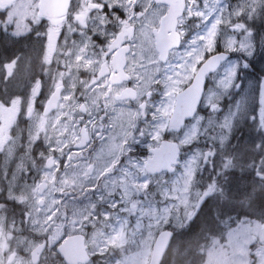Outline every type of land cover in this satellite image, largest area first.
Instances as JSON below:
<instances>
[{
	"label": "flooded vegetation",
	"instance_id": "flooded-vegetation-1",
	"mask_svg": "<svg viewBox=\"0 0 264 264\" xmlns=\"http://www.w3.org/2000/svg\"><path fill=\"white\" fill-rule=\"evenodd\" d=\"M34 1L20 10L13 9L17 1L0 4L11 18L0 27L4 264H124V253L141 247L148 224L164 216L165 223L151 228L150 262L159 235L171 231V247L207 198L220 199L243 178L264 185V157L248 177H237L234 163L244 134L264 132V109L256 103L264 107V71L252 62L254 72L239 70L237 89L208 101L219 88L221 69L238 58L221 50L219 17L222 1L230 6L237 0H70L56 17L43 15ZM247 4L256 5L252 19L243 20L257 38L252 56L264 58L258 40L264 41V5ZM205 41L211 51L200 50ZM220 55L227 58L193 85L203 64ZM252 80L259 82L256 102L244 104L236 117ZM191 87V103L199 93L198 105L177 125L176 108L188 102L180 93ZM229 107L240 123L234 121L231 136L222 141L218 124ZM214 110L218 124L205 128ZM198 118L203 132L184 143ZM168 141L179 149L171 172ZM185 164L198 205L174 228L168 226V183ZM260 224L264 228V212Z\"/></svg>",
	"mask_w": 264,
	"mask_h": 264
},
{
	"label": "rangeland",
	"instance_id": "rangeland-1",
	"mask_svg": "<svg viewBox=\"0 0 264 264\" xmlns=\"http://www.w3.org/2000/svg\"><path fill=\"white\" fill-rule=\"evenodd\" d=\"M250 0H237L232 2L230 6L224 4L223 1L220 4L219 17L221 24V50L228 52L238 53L234 58L230 60L224 68L221 69L220 82L218 83V90L215 93H210L208 96V101L211 103L213 99L217 97L222 99L233 87L238 88V83L236 84V76H238L239 70L248 72L251 68L254 72V68L251 63L254 62L258 66V70L264 71V58H255L252 56L254 51L255 43L253 39H257L252 36V29L246 27L243 22L244 19L251 20L253 16V10L256 7L250 6L248 3ZM258 2L257 6L264 5V0H253ZM36 3L33 0H22L16 3L13 7L14 10H20L25 4ZM253 8L252 11H249ZM249 11V12H248ZM6 10L0 7V27H5L7 21L11 18H7ZM19 19H23V15L20 12L17 13ZM216 20V15H215ZM231 28H235V32L231 31ZM258 40L264 42L261 38ZM206 42V41H205ZM201 45L202 52L205 51V47L211 51L210 42H206ZM264 45V44H263ZM196 49H194L195 51ZM240 54V55H239ZM200 58V57H197ZM259 59V60H256ZM258 61V62H256ZM253 63V64H254ZM259 63V64H258ZM185 66H191L189 63H183ZM248 82V81H247ZM246 82V84H247ZM259 82H249L246 88L243 90L244 97L242 98L245 102L241 105L238 103L236 106V117H239L243 112L244 104H255L254 89L255 85ZM245 86V85H244ZM259 103L260 112L264 107ZM210 109H216L215 106H210ZM213 114L205 123V128L214 127L217 125V112L214 110ZM221 121L218 124L220 127V138L223 141L228 139L234 129V121L239 125V121L233 119L234 114L231 112L229 107L226 111H222ZM202 118H198L186 131L185 135L182 137L184 143L193 141L198 137L202 130ZM264 122H262L263 124ZM214 139V137H213ZM223 144V142H221ZM199 154L193 161L195 165L198 164ZM182 172L176 175L168 183V226L174 228H180L184 225L188 219L189 214L194 211L198 205L199 194L196 190H193L192 184V173L190 172V166L184 165ZM214 190V187L213 189ZM167 217V216H166ZM162 219V221H160ZM166 218L158 217L156 220L153 218L151 225L148 224V233L140 238V246L136 250H129L123 255L124 264H149L150 251L147 249L148 239L151 237V228H157V226L162 222L165 223ZM224 225V223H223ZM143 228V225L141 226ZM224 233L223 240L218 238L212 239L207 247L201 246L199 248L200 254L204 255V261L202 264H248V256L254 259V264H264V248L260 247V244H264V228L262 224L254 220H241L235 224L232 228H227ZM1 238V236H0ZM2 240H0V250L2 249ZM0 251V264H4V257H1ZM16 264H24L22 262H17Z\"/></svg>",
	"mask_w": 264,
	"mask_h": 264
},
{
	"label": "trees",
	"instance_id": "trees-1",
	"mask_svg": "<svg viewBox=\"0 0 264 264\" xmlns=\"http://www.w3.org/2000/svg\"><path fill=\"white\" fill-rule=\"evenodd\" d=\"M243 137L244 142L238 145L240 151L234 161L237 177L252 175L264 157L263 131L255 133L253 130L252 134H244ZM240 182L226 187L220 199L211 196L203 202L197 214L177 231L161 264H202L204 255L200 254L199 248L205 247L212 238L222 241L226 225L232 228L241 220L262 221L264 185L249 183L245 178Z\"/></svg>",
	"mask_w": 264,
	"mask_h": 264
},
{
	"label": "water",
	"instance_id": "water-1",
	"mask_svg": "<svg viewBox=\"0 0 264 264\" xmlns=\"http://www.w3.org/2000/svg\"><path fill=\"white\" fill-rule=\"evenodd\" d=\"M10 1L12 0H0V3H8ZM69 2L70 0H39L38 2L39 12H41L43 15L48 16V17H56V16L63 14L66 11V8L68 7ZM230 30L234 31V29H230ZM226 58H227L226 55L210 57L200 68L196 76V79H195L196 82L193 85H195L196 83L198 84L200 83L201 81L200 77L205 72L214 70L215 66L218 64L216 63L218 62V60L222 62ZM192 88L194 87H191L188 90L180 93V96L182 99L188 98V102L187 104L176 108L178 112L173 117V123H176L177 125H182L185 119L191 118L194 110L196 109L198 105V104L196 105V102L197 100H199V93L197 95L196 102H194L193 104L191 103L192 98L195 96V93L192 91ZM261 100H262V103L264 104V89L263 88L261 91ZM164 149H165V145H163V147L160 150H164ZM178 152H179L178 145L176 143H172L168 141V172H171L173 170V166L176 164V158H177ZM158 153H160V151H158ZM156 161H157L156 156H154V159L151 160L149 164L154 165ZM172 236H173V233L171 231L164 232L159 235L152 249V257H151L150 264H159L161 262L166 250L169 249ZM252 262L253 260H251L250 263Z\"/></svg>",
	"mask_w": 264,
	"mask_h": 264
}]
</instances>
